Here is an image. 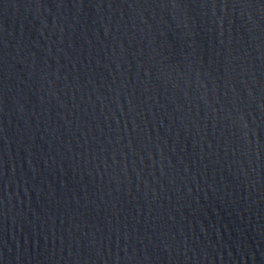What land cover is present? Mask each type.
<instances>
[{
    "label": "water",
    "instance_id": "water-1",
    "mask_svg": "<svg viewBox=\"0 0 264 264\" xmlns=\"http://www.w3.org/2000/svg\"><path fill=\"white\" fill-rule=\"evenodd\" d=\"M0 264H264V0H0Z\"/></svg>",
    "mask_w": 264,
    "mask_h": 264
}]
</instances>
